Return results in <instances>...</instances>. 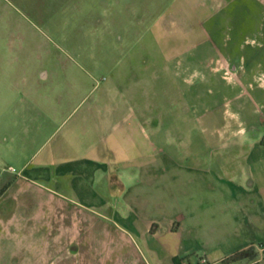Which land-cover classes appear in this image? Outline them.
I'll return each mask as SVG.
<instances>
[{
  "label": "rangeland",
  "instance_id": "1",
  "mask_svg": "<svg viewBox=\"0 0 264 264\" xmlns=\"http://www.w3.org/2000/svg\"><path fill=\"white\" fill-rule=\"evenodd\" d=\"M263 74L264 0H0L8 165L36 177L48 155L66 146L76 153L77 140L93 135L109 175L95 181L97 193L75 180L63 201L37 185L15 198L17 223H36V236L0 239V264H14L12 252L20 264H143L149 224L155 240H180L171 230L180 210L173 191L217 190L226 176L264 178ZM112 174L125 196L115 178L117 194L111 189ZM157 190L166 197L138 196ZM47 220L63 223L66 240L45 254L39 225ZM196 248L193 264L203 258Z\"/></svg>",
  "mask_w": 264,
  "mask_h": 264
},
{
  "label": "crops",
  "instance_id": "2",
  "mask_svg": "<svg viewBox=\"0 0 264 264\" xmlns=\"http://www.w3.org/2000/svg\"><path fill=\"white\" fill-rule=\"evenodd\" d=\"M235 62L238 64V59ZM236 64L234 69H238L239 73L240 66ZM213 73L217 74V71ZM261 78L264 81V74L261 75ZM144 116L147 118V114ZM146 122L148 124L151 120L146 119ZM141 127L144 129L142 125ZM127 128L129 131L132 130V126ZM156 128H159L158 124ZM86 138L88 139L77 140V144H75L76 153L70 155L69 147L66 146L61 147L56 154L48 155L45 164L36 169L35 176L38 178L15 175L11 171V168L14 167L11 164L8 165L6 157L3 156L4 146L0 148V239L2 241L12 242L17 237L19 240L20 238L32 239L33 236H36L34 233L36 223L30 225L29 222H26L24 226L17 223L20 205L15 202V198L25 196L31 185H37L41 193L45 191L46 194H55L61 201L67 196L66 193L72 188L75 180L81 182L78 185L80 191L86 190L97 193L94 188L95 181L100 180L102 172L104 176L109 175L103 171L104 161L101 159L98 144L95 143L93 135H88ZM250 142L254 147L261 144L259 137ZM48 165L53 166L55 170L47 172ZM110 176V186L113 192L120 191L119 195L125 196L126 189L121 182V176L115 174ZM175 177L167 176L166 178L174 180ZM114 178L119 182L118 186L121 187L117 190L113 189ZM72 179L73 181L68 183ZM39 180L45 181L46 185L38 184L37 181ZM89 181L93 184L90 185ZM47 183L52 184L51 186H54L55 189H52ZM116 192L115 194H117ZM144 193L141 192L138 196L166 197V193L161 190L150 194ZM172 196L178 199L180 210L175 218L179 225L177 228L175 225L173 227L171 225V230L180 235L181 239L172 243H161L159 240H155L157 233L150 229L149 224L145 230L141 231L142 235L140 236L144 250L141 252L143 264H193L190 257L198 250L196 248L198 245H200V252L203 254V258L198 264H203V260H206L207 264H264V178H260V176H226L222 180L221 188L217 190L205 192L173 191ZM203 196L205 199L199 200L198 197ZM183 197H188V204H183ZM158 200L161 203L162 200ZM30 207L28 206V208ZM161 208H159L160 211ZM43 211L46 218L47 212L50 214L52 212L47 209ZM126 219L130 222L131 228H138L133 216L126 217ZM54 223L47 220L44 224L39 225L40 235L48 242L46 243L47 247L44 248L45 254L48 250L50 251L54 244H63V241L66 240L63 223ZM54 225L56 226L54 227ZM22 228L24 230L20 232ZM55 228L59 229V233L54 237L52 229ZM148 235L150 236L149 239ZM68 244L65 242V245ZM250 248H254L258 253L256 261L226 262L233 254ZM12 253L14 264H20V261L16 259V253ZM29 256H25V258L27 257L26 260Z\"/></svg>",
  "mask_w": 264,
  "mask_h": 264
},
{
  "label": "trees",
  "instance_id": "3",
  "mask_svg": "<svg viewBox=\"0 0 264 264\" xmlns=\"http://www.w3.org/2000/svg\"><path fill=\"white\" fill-rule=\"evenodd\" d=\"M257 257H258V253L256 252V250L254 248H250L248 250H244V251L233 254L230 258L226 260V262L235 263V262H240L244 260L253 262V261H256Z\"/></svg>",
  "mask_w": 264,
  "mask_h": 264
},
{
  "label": "built area",
  "instance_id": "4",
  "mask_svg": "<svg viewBox=\"0 0 264 264\" xmlns=\"http://www.w3.org/2000/svg\"><path fill=\"white\" fill-rule=\"evenodd\" d=\"M11 171H12V172H16V170H15L14 168H11ZM202 263H203V264H207V261H206V260H203Z\"/></svg>",
  "mask_w": 264,
  "mask_h": 264
}]
</instances>
